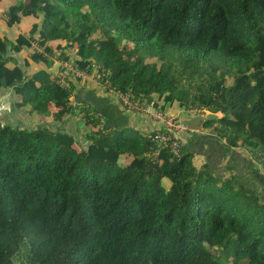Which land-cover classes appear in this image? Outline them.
Wrapping results in <instances>:
<instances>
[{
	"label": "trees",
	"instance_id": "1",
	"mask_svg": "<svg viewBox=\"0 0 264 264\" xmlns=\"http://www.w3.org/2000/svg\"><path fill=\"white\" fill-rule=\"evenodd\" d=\"M2 14L30 26L13 41L0 29V93L23 112L0 117V264H264V0H16ZM54 57L165 114L210 111L260 186L197 170L158 131L104 130L71 102L100 85L51 72Z\"/></svg>",
	"mask_w": 264,
	"mask_h": 264
},
{
	"label": "crops",
	"instance_id": "2",
	"mask_svg": "<svg viewBox=\"0 0 264 264\" xmlns=\"http://www.w3.org/2000/svg\"><path fill=\"white\" fill-rule=\"evenodd\" d=\"M3 15V14H2ZM30 23L19 28H8L0 16V29L2 34L9 37L11 41L17 38L20 33L26 32ZM28 28V29H27ZM31 58L32 51L25 52ZM57 68L56 75L59 74L60 68ZM50 71V70H49ZM54 71V70H53ZM7 98V95H3ZM12 102V112L15 105ZM71 102L76 106L86 107L92 106L96 110V114L102 118L101 127L104 130H133L140 135L146 136L154 131H159L162 128L160 123H156L150 118L139 113H132L125 109L122 105L115 101L114 97L108 96L105 91L95 85L79 87L76 94L71 98ZM50 112H56L53 104L49 105ZM169 114L180 115L187 125L194 130L189 134H183V154L191 157L197 170L203 171L205 168L216 177L226 179L233 174H237L240 180H244L248 186L256 185L255 180L251 177L249 168L250 156L245 150L231 148L227 141L221 139L215 128V124H210L207 121L212 120L215 115L210 112V115H190L183 113L178 106L170 107L167 111ZM218 118V114L216 115ZM33 118H38L34 114ZM21 120V118H20ZM73 124H71L70 129ZM132 160V158H129Z\"/></svg>",
	"mask_w": 264,
	"mask_h": 264
},
{
	"label": "built area",
	"instance_id": "3",
	"mask_svg": "<svg viewBox=\"0 0 264 264\" xmlns=\"http://www.w3.org/2000/svg\"><path fill=\"white\" fill-rule=\"evenodd\" d=\"M31 49L34 53L41 54L44 57L48 56L43 47H41L37 42H33L31 44ZM53 61L59 66V68L63 69L65 75H73L78 80H84L87 83L100 85L99 87H102L109 95L114 97V99L120 101L129 111L139 113L150 118L156 123H160L162 125V130L158 131V134L153 139V143L162 148H169L170 152L177 157L182 154V136L183 134L194 132V130L191 129L185 122L179 120L180 115L165 114L162 111L161 106L156 102L144 104L137 101L131 92L125 93L119 91L109 82V74L106 71L101 70L100 67H96L94 74H90L77 67V65L73 62L64 61L57 57H54ZM192 112L196 115H210V111L205 109H193ZM218 116L221 117V113H218Z\"/></svg>",
	"mask_w": 264,
	"mask_h": 264
},
{
	"label": "rangeland",
	"instance_id": "4",
	"mask_svg": "<svg viewBox=\"0 0 264 264\" xmlns=\"http://www.w3.org/2000/svg\"><path fill=\"white\" fill-rule=\"evenodd\" d=\"M10 2H12V4H14V3H16V0H4L3 3L0 2V16L3 13V10H6L7 5ZM26 23H28V22H26ZM57 68H56V66H53L52 69H51V72L56 73L57 72ZM19 77H18V74L15 75L13 73H11V76H9V78L11 80H14L15 79V81H16V79H19ZM11 104H12L11 99L8 98V97L7 98L3 97V95H1V93H0V117L4 121L11 120V121L14 122L15 120L19 119L22 116V113L23 112H21V111H18V113L17 112H12L13 108H12V105ZM193 115H195V114L193 113ZM26 122H28V121H26ZM66 123H65V125H66ZM10 124H12V123H10ZM71 129H72V131L76 132V129L74 128V126H72ZM91 151L93 152L92 153L93 154V157L98 158L99 155L97 154L96 148L95 147H91ZM108 153L109 152L105 151L104 156L105 157H108V158H111L113 161L116 160L119 164H123V165L127 166L132 161V160H129V158H127V157H122V156L119 157V156H117V155H115L113 153H111V154H108ZM248 155L251 157L250 154H248ZM260 169H261V172L264 173V169L263 168H260ZM236 176L237 177L235 179L238 178L240 180V178H239V176L237 174H236ZM231 177H232V175H231ZM254 180H255L256 184L259 185V183L256 181V179H254ZM254 187L256 188L258 186H254ZM263 196H264V193H263Z\"/></svg>",
	"mask_w": 264,
	"mask_h": 264
},
{
	"label": "water",
	"instance_id": "5",
	"mask_svg": "<svg viewBox=\"0 0 264 264\" xmlns=\"http://www.w3.org/2000/svg\"><path fill=\"white\" fill-rule=\"evenodd\" d=\"M226 110H227L226 107H224V108L222 109V111H221V116H222V117L225 115Z\"/></svg>",
	"mask_w": 264,
	"mask_h": 264
},
{
	"label": "clouds",
	"instance_id": "6",
	"mask_svg": "<svg viewBox=\"0 0 264 264\" xmlns=\"http://www.w3.org/2000/svg\"><path fill=\"white\" fill-rule=\"evenodd\" d=\"M221 113V112H220ZM222 117V116H221Z\"/></svg>",
	"mask_w": 264,
	"mask_h": 264
}]
</instances>
